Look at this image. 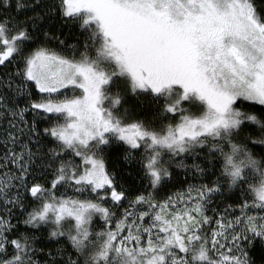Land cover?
Segmentation results:
<instances>
[{
	"label": "snow or ice",
	"instance_id": "6c2138e0",
	"mask_svg": "<svg viewBox=\"0 0 264 264\" xmlns=\"http://www.w3.org/2000/svg\"><path fill=\"white\" fill-rule=\"evenodd\" d=\"M0 264H264V0H0Z\"/></svg>",
	"mask_w": 264,
	"mask_h": 264
},
{
	"label": "trees",
	"instance_id": "16d2710c",
	"mask_svg": "<svg viewBox=\"0 0 264 264\" xmlns=\"http://www.w3.org/2000/svg\"><path fill=\"white\" fill-rule=\"evenodd\" d=\"M52 27H53V29H54V28H55V25H53ZM257 255H259V253H257Z\"/></svg>",
	"mask_w": 264,
	"mask_h": 264
}]
</instances>
